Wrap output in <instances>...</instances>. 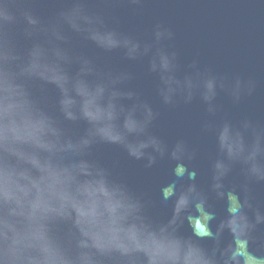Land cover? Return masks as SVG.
<instances>
[{
    "label": "water",
    "instance_id": "1",
    "mask_svg": "<svg viewBox=\"0 0 264 264\" xmlns=\"http://www.w3.org/2000/svg\"><path fill=\"white\" fill-rule=\"evenodd\" d=\"M0 264H264V0H0Z\"/></svg>",
    "mask_w": 264,
    "mask_h": 264
}]
</instances>
